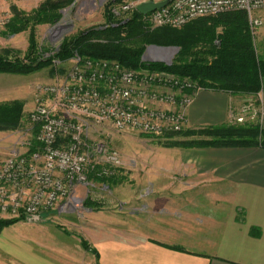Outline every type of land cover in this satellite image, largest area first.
<instances>
[{
    "label": "crops",
    "instance_id": "crops-1",
    "mask_svg": "<svg viewBox=\"0 0 264 264\" xmlns=\"http://www.w3.org/2000/svg\"><path fill=\"white\" fill-rule=\"evenodd\" d=\"M10 76L0 73V103L21 99ZM261 96L264 128V81ZM243 98L204 89L189 128L230 123ZM166 150L165 163L140 165L149 180L137 196L83 230L90 250L78 234L38 225L30 238L0 234V264H264V148Z\"/></svg>",
    "mask_w": 264,
    "mask_h": 264
},
{
    "label": "built area",
    "instance_id": "built-area-1",
    "mask_svg": "<svg viewBox=\"0 0 264 264\" xmlns=\"http://www.w3.org/2000/svg\"><path fill=\"white\" fill-rule=\"evenodd\" d=\"M108 0H100L104 6ZM110 0L115 18L138 11L149 3L168 2L148 15L153 28H181L203 17L243 11L252 31L264 24V0ZM108 5V4H107ZM12 15L0 17L6 26ZM58 24V23H57ZM53 25L55 35L62 29ZM157 54L162 50L154 49ZM66 76L34 88L35 109L30 114L33 136L26 152L0 160V218L31 219L60 211L80 212L84 198L78 190L90 175L111 177L121 157L99 144L88 147L87 132L109 124L117 131L131 129L148 136L179 133L189 128L188 112L204 88L166 72L133 70L116 61L83 58L77 53ZM59 64V62H55ZM167 65V64H166ZM263 117V100L232 112L231 122L244 124ZM33 149L30 152V149ZM102 161L92 163V156ZM102 162V163H101Z\"/></svg>",
    "mask_w": 264,
    "mask_h": 264
},
{
    "label": "trees",
    "instance_id": "trees-1",
    "mask_svg": "<svg viewBox=\"0 0 264 264\" xmlns=\"http://www.w3.org/2000/svg\"><path fill=\"white\" fill-rule=\"evenodd\" d=\"M72 2L45 0L31 13L14 7L6 32L17 35L30 31L28 53L24 60H9V52L4 51L5 55H0V73L27 75L45 67H54L56 61L66 63L77 53L83 58L116 61L133 70L159 71L190 78L204 89L255 98L259 104L264 81V53L260 55L257 52L246 12L203 17L181 28H153L138 11L125 21L118 20L110 12L114 4L111 2L105 11V25L88 29L73 39H65L58 53L45 58L38 48L36 27L57 24L62 18L61 11ZM149 46L176 47L179 51L171 65L146 63L142 57ZM24 106L23 101L0 103V132L20 129ZM160 137L166 139L163 144L167 148H264V128L260 117L244 124L230 121L225 125L187 128ZM90 180L115 186L123 178L117 174L108 178L97 177L92 173ZM85 205H92L90 199ZM25 220L0 219V234L6 227ZM82 244L90 250L87 243Z\"/></svg>",
    "mask_w": 264,
    "mask_h": 264
},
{
    "label": "rangeland",
    "instance_id": "rangeland-1",
    "mask_svg": "<svg viewBox=\"0 0 264 264\" xmlns=\"http://www.w3.org/2000/svg\"><path fill=\"white\" fill-rule=\"evenodd\" d=\"M44 1L45 0H0V17L6 12H10L11 15H13L14 7L26 13H31ZM72 1L71 4L61 11L62 18L57 24L62 26L59 34L55 35V26L53 25L46 24L36 27L38 48L45 58L58 53L65 39H73L88 29L106 24L105 11L110 0H108L104 6L101 5L100 0ZM133 13L124 14L119 17L118 20L125 21L130 18ZM258 16L262 17L264 20V12L258 13ZM6 29V26H0V55H5L4 51H8L7 58L9 60H24L28 53L30 31L22 32L17 35H10L6 32ZM251 33L254 37V43L258 54L263 55L264 24L255 31L251 30ZM151 47L152 46H149L144 53L145 60H143L142 57V60L146 63L161 62L171 65L179 51L176 47H169L171 49L162 50L157 54ZM72 63V60L63 64L54 63V67H45L27 75L10 74L11 76L7 86L8 88L16 87L21 99L15 101H23L25 103L23 112L24 118L19 130L15 132H0V160L12 156L18 148L26 147V142L31 139L33 130L30 122V114L36 106L34 94L35 86L39 84H53L57 80L63 79L70 70ZM256 102L255 98L244 97L241 106ZM165 141V138L144 135L131 129L117 131L109 124L94 126L86 134V145L92 148L102 144L106 146L109 151H116L121 157V166L114 168V170L123 180L115 186H107L100 181L90 180L88 186L78 190V195L84 198V207L80 212H70L69 215L60 216H33L34 219L32 221L35 225L28 223L26 219L25 221H20L6 227L3 230L5 232H1L3 233L2 235L4 237H9L16 234L20 237L25 236L26 238H30L33 230L40 225L43 227L57 228L70 234L75 233L76 236L78 234L82 242L86 243L83 230L87 227H92L94 224L102 225L103 222H108L109 213L120 211L121 208H124L126 206L124 200L137 196L139 194L138 186L141 185V182L149 180L148 176L141 175L140 165L161 164L171 159V156L165 155V151L168 149L163 144ZM92 154L93 153H91V156ZM91 159L92 163L94 161H104L101 156L96 157V155H93ZM88 199L92 202L90 206L85 205ZM94 212H100L101 214L94 216L92 215ZM0 219L10 220L8 218Z\"/></svg>",
    "mask_w": 264,
    "mask_h": 264
},
{
    "label": "water",
    "instance_id": "water-1",
    "mask_svg": "<svg viewBox=\"0 0 264 264\" xmlns=\"http://www.w3.org/2000/svg\"><path fill=\"white\" fill-rule=\"evenodd\" d=\"M167 3L168 2H163V3L149 2V3H146V4H143V5L139 6L138 7V12L141 13L142 15H148L149 13L164 7ZM151 49L169 50L171 48L152 46ZM173 49H175V48H173ZM143 60H145V55L143 56ZM33 219L34 218H31V220H33Z\"/></svg>",
    "mask_w": 264,
    "mask_h": 264
},
{
    "label": "bare ground",
    "instance_id": "bare-ground-1",
    "mask_svg": "<svg viewBox=\"0 0 264 264\" xmlns=\"http://www.w3.org/2000/svg\"><path fill=\"white\" fill-rule=\"evenodd\" d=\"M165 52H168V51H165ZM169 53V52H168ZM165 54V53H164ZM169 57V56H168Z\"/></svg>",
    "mask_w": 264,
    "mask_h": 264
}]
</instances>
